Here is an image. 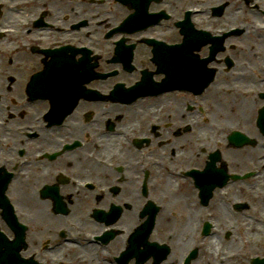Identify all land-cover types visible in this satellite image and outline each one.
I'll return each instance as SVG.
<instances>
[{
    "label": "flooded vegetation",
    "instance_id": "af4514ba",
    "mask_svg": "<svg viewBox=\"0 0 264 264\" xmlns=\"http://www.w3.org/2000/svg\"><path fill=\"white\" fill-rule=\"evenodd\" d=\"M228 6V2H225L224 3V10H225V8ZM92 8L89 6V5H86L85 7H84V9H82V11H81V16L79 17V18H77V20L75 19V18H73L72 16H71V20L72 21H80V20H82L83 21V24L86 26V27H89V26H91L92 24L94 25V26H101L102 24H104V23H106V25H109L110 23H111V21H110V19L109 18H107V19H105L102 23H100V24H98V25H95L94 23V21L96 20V19H98V18H100V14L99 13H95V15L93 16V20L91 19V17H90V14H91V12H92ZM242 9H239L235 14H234V17H233V19L234 20H240L241 18H242ZM217 15V14H216ZM231 17V15L230 14H228V13H225V12H223V14H221V19L220 20H225V19H228V18H230ZM214 19H219V18H214ZM254 19H256V20H259V21H261V19L260 18H258V17H252V18H250V19H248L247 20V22L245 23V24H243L241 27H240V29H239V33H241V34H244V35H246V29H247V27H248V25L252 22V20H254ZM222 20V21H223ZM96 29H97V27H95ZM247 31H248V33L249 34H251L252 33V31H253V28L250 26L248 29H247ZM234 41V40H233ZM224 45V50L221 52V53H224V54H222V56L221 57H218V54L216 55V58L214 59V60H217L218 61V63H219V65H220V68H218V67H216L215 69H216V72H215V80H216V78L217 77H219L220 75H222V74H224V73H229L230 71H232V69L236 66V64L237 63H244L245 62V60H246V54H244V53H234V52H232V50H230V52H227L226 50H227V47H230L231 49H233V46H234V43L233 42H231V43H229V44H226V43H224L223 44ZM226 51V52H225ZM228 56H231L232 58H233V60H234V66L231 68V69H227V64H226V61H227V58H228ZM236 61H237V63H236ZM182 140L183 141H187L188 140V137H186V136H183L182 137Z\"/></svg>",
    "mask_w": 264,
    "mask_h": 264
},
{
    "label": "rangeland",
    "instance_id": "374dc122",
    "mask_svg": "<svg viewBox=\"0 0 264 264\" xmlns=\"http://www.w3.org/2000/svg\"><path fill=\"white\" fill-rule=\"evenodd\" d=\"M93 41L97 42L96 44L101 46L100 44L101 41L97 38V36L94 35L93 37ZM100 43V44H98ZM223 79H226L227 76L225 74L222 75ZM0 78H4V73H0ZM0 88L4 89L2 85H0ZM221 87H219L218 85L214 87L213 91H212V94H211V97H210V103L212 105V108L214 110V112H216V106H220L222 108L223 105H226L223 100L220 98V95H221V90H220ZM228 97H232V95H228ZM253 98V96H250L249 95V98L247 99L248 101H250V99ZM256 103H260L262 101V98L260 97H257L255 96L254 97ZM221 115H226V111L225 110H222L220 112ZM251 119L252 118H248L247 115H244L242 116V121L245 123V124H250L251 123ZM235 159L232 158L231 162L232 164H238V165H244L247 161V159L245 157H240L239 155L235 156L234 157ZM244 159V160H243ZM178 193L180 194H183L181 191H178ZM186 202L188 201L190 203V200L192 199L190 196H186ZM194 199V198H193ZM192 199V200H193ZM196 205V204H195ZM196 212V211H195ZM194 213V212H193ZM238 216V215H237ZM241 233H244L246 234L245 232H241L239 230L236 231V235L238 236V238H240V234ZM248 247L250 248H255V249H259L258 252H263L262 248L264 247V242H257L255 239H250L248 241Z\"/></svg>",
    "mask_w": 264,
    "mask_h": 264
},
{
    "label": "bare ground",
    "instance_id": "6f19581e",
    "mask_svg": "<svg viewBox=\"0 0 264 264\" xmlns=\"http://www.w3.org/2000/svg\"><path fill=\"white\" fill-rule=\"evenodd\" d=\"M185 235H187V236L189 235L188 231H187V232H185Z\"/></svg>",
    "mask_w": 264,
    "mask_h": 264
}]
</instances>
